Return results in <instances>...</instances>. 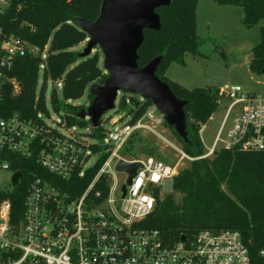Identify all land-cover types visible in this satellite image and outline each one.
<instances>
[{
  "label": "trees",
  "instance_id": "trees-1",
  "mask_svg": "<svg viewBox=\"0 0 264 264\" xmlns=\"http://www.w3.org/2000/svg\"><path fill=\"white\" fill-rule=\"evenodd\" d=\"M198 0H170L169 5L155 8L160 27L157 30L144 29L143 40L138 47L136 62L145 65L155 56L161 60L155 75L166 83L171 92L186 102L183 107L187 140L183 141L163 120L176 137L180 148L189 156L203 153L199 136L200 127L217 108L218 90L212 87L187 89L166 76L168 66L174 62L184 64V55H200L199 48L204 42L196 33V4ZM218 4L240 7L242 23L246 27L255 25L264 18V0H214ZM101 0H10L0 13V29L5 35H14L36 46L41 55L18 57L6 71L15 79L17 91L12 92L6 84L0 90V115L13 113L25 118L42 121L38 114H47L45 83L61 81V98L58 101L55 90L51 92L50 104L61 119L58 125L66 128L74 125L89 128L79 133L87 148L97 155L95 162L79 172L76 168L71 175L60 177L41 168L37 159L14 155L11 168L21 172L19 183L6 194L13 205H20L27 182L41 177L51 183L70 199L79 197L94 177L101 163L109 154L108 145L103 142L105 131L100 118L92 127L85 117L76 114L81 106L69 104L84 93L90 83H103L106 72L99 66V54L95 50L84 57L73 47L87 40L86 33L79 28L77 19L94 20L100 9ZM96 48V47H93ZM42 67V83L36 90L39 67ZM248 69L264 75V25L259 27V41L251 48ZM113 109L130 105L126 121L134 123L151 104L149 99L137 98L134 93L121 91ZM125 94L129 95L125 97ZM91 101L92 96L88 94ZM133 133L123 147L122 155L137 157L129 152ZM127 154V155H126ZM151 156V151L146 154ZM6 158V157H5ZM8 160V158H7ZM96 190L100 191L99 203L107 193L105 176H100L88 192L91 199ZM139 228L157 230L165 244L177 242L183 235L186 239L201 229L211 231L234 230L239 233L253 261L258 251L264 249V150H241L220 148L211 157L195 159L178 171L172 178L171 192L156 198L151 212L135 224Z\"/></svg>",
  "mask_w": 264,
  "mask_h": 264
},
{
  "label": "built area",
  "instance_id": "built-area-1",
  "mask_svg": "<svg viewBox=\"0 0 264 264\" xmlns=\"http://www.w3.org/2000/svg\"><path fill=\"white\" fill-rule=\"evenodd\" d=\"M10 0H0V13ZM45 56L38 47L0 29V90L8 83L18 87L8 71L18 57ZM228 103L209 146L198 156L174 147L177 156L163 162L153 156L122 155L127 140L138 130L163 126L162 114L151 103L134 123H122L105 141L109 154L83 193L70 199L41 177L31 178L20 205L6 196L19 183L21 172L11 168L13 156H34L41 168L60 177L88 167L92 154L79 133L63 124L25 118L17 113L0 115V169L11 173L8 186H0V264H264V249L253 261L239 233L234 230L201 229L190 238L165 244L157 230L135 224L148 215L156 198L171 192L172 178L184 162L213 156L220 148L264 150V96L244 91L238 85L218 90ZM239 106V109L234 108ZM233 117L228 126L230 114ZM203 125L200 127L201 132ZM6 157V158H5ZM8 158V160H7ZM138 162L122 193L127 173L117 171V160ZM19 176L12 183V175ZM124 173L122 180L116 173ZM100 176L106 177L107 193L91 199L88 192Z\"/></svg>",
  "mask_w": 264,
  "mask_h": 264
},
{
  "label": "rangeland",
  "instance_id": "rangeland-1",
  "mask_svg": "<svg viewBox=\"0 0 264 264\" xmlns=\"http://www.w3.org/2000/svg\"><path fill=\"white\" fill-rule=\"evenodd\" d=\"M262 25H264V18L258 20L255 25L249 28L244 26L241 10L238 6L218 4L214 0H198L196 4V33L201 39H204L199 48L200 55L186 53L183 57L184 64L180 65L172 62L166 70V76L187 89L212 87L219 90L230 85H238L244 91L264 96V75L252 73L248 69L251 48L259 41V27ZM86 41L74 46L73 49L81 52L85 47ZM95 50L99 54V66L103 69V55L98 47L92 48L91 52ZM42 67L43 65L39 67L36 90L39 89L43 80ZM91 84L87 85L82 96L69 100L68 103L85 108L90 102L88 94ZM45 86L47 114H43L42 118L47 123L56 126L61 119L60 116L63 113V109L60 110L59 114L53 111L50 104V95L55 90L58 101L62 102L60 93L61 81L58 79L55 81L47 79ZM121 93V91H118L117 98ZM128 96L125 94V97ZM135 96L139 99L141 98L138 94H135ZM117 98L114 103L115 106ZM227 103L228 101L224 97L218 96L216 110L203 124L199 136L204 147L210 145ZM237 108L239 109V106H236L234 111ZM129 109L130 105L126 103L124 107L111 109L102 115V125L105 131L103 142L126 121L127 117H129ZM232 117L233 112L229 116L227 126ZM85 119L88 120V117L85 116ZM70 130L77 133L90 131L88 127L84 128L78 125L70 127ZM156 132L157 134L149 130H138L132 137L129 152H136L138 157H143L147 156L146 154L151 151V156L165 163L172 162L177 156L174 147L180 148L176 137L164 125L157 127ZM83 137L86 138V142L91 140L87 135ZM125 157H128V155ZM96 159L97 155H92L86 166H91ZM187 165L188 162H184L183 167ZM116 174L120 180L123 179L124 173L118 172ZM10 176L11 173L9 171L0 169L1 187L8 186Z\"/></svg>",
  "mask_w": 264,
  "mask_h": 264
},
{
  "label": "water",
  "instance_id": "water-1",
  "mask_svg": "<svg viewBox=\"0 0 264 264\" xmlns=\"http://www.w3.org/2000/svg\"><path fill=\"white\" fill-rule=\"evenodd\" d=\"M170 0H101L98 16L92 20L78 18L79 28L87 35L85 47L79 56L88 55L93 47H98L103 55L102 66L106 72L103 83H92L89 87L91 101L76 114L88 117L95 127L102 115L114 107L118 91L138 94L149 99L162 114L167 126L183 140H187L183 107L186 102L178 99L168 85L155 75L161 56H155L145 65L136 62L137 49L143 40V30H157L160 20L155 8L169 5ZM138 162L117 160L115 169L127 173L125 183H130ZM19 172L12 177L15 183ZM185 237L182 235L180 240Z\"/></svg>",
  "mask_w": 264,
  "mask_h": 264
}]
</instances>
